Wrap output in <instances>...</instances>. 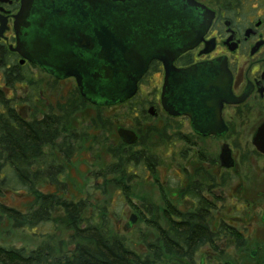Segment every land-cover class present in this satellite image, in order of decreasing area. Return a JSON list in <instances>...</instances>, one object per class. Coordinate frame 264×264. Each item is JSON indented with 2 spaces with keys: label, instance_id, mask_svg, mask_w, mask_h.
<instances>
[{
  "label": "flooded vegetation",
  "instance_id": "flooded-vegetation-1",
  "mask_svg": "<svg viewBox=\"0 0 264 264\" xmlns=\"http://www.w3.org/2000/svg\"><path fill=\"white\" fill-rule=\"evenodd\" d=\"M120 1H123L121 7L128 8L132 18L140 17V8H133V1ZM194 1L212 13L213 17L195 47L178 55L173 66L178 70L224 67L229 76V89L224 97L227 101L221 103L222 133H208L210 126L217 131V122L205 118L207 110L199 109L201 96L196 95L198 90L195 87L200 82L198 77L195 82L190 80L186 86H173L162 98L164 67L158 59L149 61L146 72L138 80L133 97L112 105H98L82 96L74 77L61 76L50 55L39 58L47 61L48 68H45L38 63V56L29 59L21 54L18 47L21 52L33 49L24 37L26 31L44 30V36H49V29L73 28V32L68 34L71 38H77L78 31H82L86 37L95 38L93 29L101 23L94 24L92 20L97 16L89 14L88 8L78 12L85 14L84 17L74 14L78 19L83 18L82 23L61 24V21L68 19L70 12L71 2L67 0H35L24 21L16 18L22 0H0V97L5 106H12L24 118L27 116L23 114L22 107L29 102L39 105L43 101L42 89H53L59 83H73V92L79 95L86 106L95 110V115L98 110L108 111L127 105L132 112V123L128 128H118L132 131L137 140L131 145L124 144L116 128L117 138L113 141L137 148L141 133L148 132V137H151L150 128L160 133V146L155 149L156 155L160 156V165L142 169L150 177L158 199L137 198V205L129 200L133 208L131 216H135L134 223L129 226H134L142 218L146 221L159 215L162 227L166 229L170 222L177 226L185 224L189 215H192L190 218L204 227L205 236L191 244L186 242L179 251L181 258H175L173 262L164 258L163 264H264V132L257 140L258 146L253 143L260 127L264 125V0ZM43 3L51 6V9H47ZM156 5L154 12L159 17L167 14V6L163 2H156ZM172 11L175 14L171 18L176 21L165 27L169 30L155 27L161 34L157 38L161 48H174L187 43L185 37L199 30L202 22L199 12L194 13L182 6L172 7ZM133 36L134 31L131 34ZM76 44L70 51L77 56L68 54L60 60L78 62L93 59L97 72L101 66L95 57L97 45L83 51L76 49ZM22 45L24 48H21ZM94 72L95 69L92 70ZM103 91L101 84L91 77L86 78L84 93L100 95L104 94ZM190 91L191 94L188 93ZM24 93L26 97H23ZM163 101L177 108L185 105L186 111L192 108L196 120L193 122L186 114L170 115ZM49 104L46 101L45 105ZM46 110L54 109L49 106ZM4 111L6 107L3 106ZM95 130L96 137L101 136L102 130ZM155 138L159 137L155 135ZM223 147L230 151L233 160L230 168L220 164L219 154ZM169 154L181 160L184 155L190 156L195 165L186 167L177 163L174 169L176 182L172 183L168 176L165 179L158 176V173L163 174L162 171L168 168L163 163ZM228 189L230 194L227 193ZM231 191L235 192L231 195ZM228 202L233 206V217L223 212ZM137 206L144 209L148 216H143Z\"/></svg>",
  "mask_w": 264,
  "mask_h": 264
},
{
  "label": "trees",
  "instance_id": "trees-1",
  "mask_svg": "<svg viewBox=\"0 0 264 264\" xmlns=\"http://www.w3.org/2000/svg\"><path fill=\"white\" fill-rule=\"evenodd\" d=\"M85 106L79 95L72 92L68 101L58 104L56 110H49L40 118L32 114L24 118L12 106H5L0 97V229L5 223L13 230L53 223L70 232L66 242L56 245L52 236L47 235V240L33 249L0 243V264H163L164 258L170 262L181 258V246L205 236L204 227L191 219L192 215L185 224L177 226L170 222L166 229L159 215L152 216L146 222L151 238L141 236L144 251L138 252L111 228L104 208H96L88 199L74 200L40 189L48 185L64 191L60 177L76 143L90 128L102 130L97 142L101 141L109 158L95 172L103 180L102 189L110 185L130 200L135 197L131 185L134 172L160 165V156L155 153L160 146L158 130L150 128L151 137L148 132L141 133L137 148L125 146L109 139L114 128L111 117L103 111L98 110L85 127L76 129L72 125L73 115ZM182 159L192 162L187 155ZM10 194L29 197V207L21 211L5 204ZM96 216L98 220L92 219Z\"/></svg>",
  "mask_w": 264,
  "mask_h": 264
},
{
  "label": "water",
  "instance_id": "water-1",
  "mask_svg": "<svg viewBox=\"0 0 264 264\" xmlns=\"http://www.w3.org/2000/svg\"><path fill=\"white\" fill-rule=\"evenodd\" d=\"M67 1L71 2L70 12L67 15L68 19L61 21V24L82 23L83 18L78 19L76 15L80 14L84 17L85 14L78 12L88 8L90 10L89 14L97 16L92 20L94 24L101 23L98 28L93 29L95 31V38L86 37L82 31L77 32V38L73 36L71 38L68 34L71 31L73 32V28L68 30L63 28L49 29V36H44V30L26 31L24 37L33 46V49L30 52H21L18 47V51L21 54L29 59L36 56H38V59L41 57L47 58L50 55L56 64V70L61 72V76L64 78L74 77L77 88L81 91L82 96L91 103L95 102L98 105H112L118 101L128 100L133 97L137 91L138 80L146 72L149 61L158 59L164 67L162 98L171 91L173 86L175 88L186 86L190 80L195 82L197 80L196 77H198V81L200 82L196 83L195 87L198 90L196 95L201 96L199 109L207 110L205 118L214 119L217 122V131H214L213 127L210 126L208 133H222L221 131H223L224 127L221 123L220 116L221 103L226 100L224 97L229 89V76L224 67L210 66L204 69L193 67V69L178 70L173 66V61L178 55L192 49L199 42L202 34L211 23L212 13H208L203 6L194 0H129L134 2L132 4L133 8H140L141 12L139 18H132L131 13L128 12V8L121 7L120 4L123 1L120 0ZM33 2L35 0H22V7L16 18L24 21L32 10ZM156 2H163L167 6V14L159 17L154 12L157 6ZM43 6L49 10L51 9V6L44 3ZM175 6H182L183 9H188L194 13L199 12L202 17V22L199 30H195L185 37L187 43L174 48H161L157 44V38L161 34L155 27H158L160 30H169L165 27L170 26L171 23L176 21L171 18L175 14L172 11V7ZM56 12L58 13V11ZM74 14H76L75 17ZM102 15L105 16L101 17ZM105 17H108V19H105ZM23 21L19 22L22 23ZM109 24L111 26H107ZM133 31L134 36L131 37ZM18 32L21 33V31ZM68 39L70 40L68 41ZM75 42L77 43L75 48L83 51L85 49L91 50L95 44L97 45L98 51L95 57L101 63L97 72L96 65L92 63L93 59L84 61L81 57L82 60L78 62H65L60 60L64 58V55H76L75 52L70 51L73 49ZM21 48H24V46L22 45ZM38 63L40 66L48 68L47 61L39 59ZM93 69H95L94 73H92ZM87 77H91L95 82L101 84L104 87V94L84 93ZM188 93L191 94L192 92L190 91ZM163 105L170 115L177 116L186 114L192 118L193 122L196 120L192 115V108L186 111L185 105L177 108L174 104L164 101ZM262 132H264V125L260 127L254 138L253 143L257 146V140L261 138ZM117 134L120 140L127 145L134 144L137 140L135 133L124 128H118ZM219 161L224 168L233 166V160L230 157V151L227 147L221 149ZM134 220L135 216H131L124 229L126 230L130 224L134 223Z\"/></svg>",
  "mask_w": 264,
  "mask_h": 264
},
{
  "label": "rangeland",
  "instance_id": "rangeland-1",
  "mask_svg": "<svg viewBox=\"0 0 264 264\" xmlns=\"http://www.w3.org/2000/svg\"><path fill=\"white\" fill-rule=\"evenodd\" d=\"M148 84V83H147ZM73 83H59L55 84L53 89L43 88L42 97L43 101L39 105H28L22 107L23 114L27 117L34 115L37 118L42 117L47 112L49 106L54 110L57 109L58 104H63L68 101L71 93L73 92ZM26 97V94H23ZM46 101L50 104L45 105ZM29 106V107H28ZM105 116L111 117L112 126L114 132L109 136L110 140L115 138V130L118 127L128 128L132 120V112L128 109V106H118L114 109L103 111ZM95 110L90 106L83 107L81 111L76 112L73 115L72 125L76 129L85 127L87 123L95 118ZM84 135L81 141H78L75 145L74 153L65 165L64 174L60 177L61 182L65 185L64 191H57L53 186L43 185L40 189L43 192H54L60 195H65L68 198L79 200L88 199L96 208H104L107 213V217L110 222V226L113 230L123 235L127 240L129 246L138 252L144 251L141 244V236L145 234L146 238H151L147 235L148 230L146 229V221L142 219L138 220L134 226H128L124 230V226L128 223L131 216L132 206L129 200L122 194L118 189L111 187L110 185L103 187V180L95 174L96 170L100 168L106 161L109 160L108 156L104 151L103 144L101 141L97 142L96 130L90 129ZM103 133V132H102ZM216 149V148H215ZM187 158L190 159V156ZM195 167L194 163L184 161V159L175 158L173 154H169L166 161L163 163L164 166L168 167L163 174L158 173L160 178L165 179L168 176V180L176 182L175 167L177 166ZM167 171V174H166ZM133 177L135 179H133ZM132 177V193L134 192L135 197H130V200L134 204H138L137 196L146 197L152 200L158 199V194L155 187L151 184V179L141 169H137L135 175ZM168 181V183H169ZM170 183V184H171ZM235 191H231V195ZM227 193L230 194V189ZM230 195V196H231ZM31 203V199L26 195L21 194H10L5 199V204L13 206L21 211L26 210ZM228 205V206H227ZM227 207L223 210L227 216L233 217V206L230 202L227 203ZM138 207V206H137ZM139 208L143 216H148L144 209ZM90 211L87 212V216ZM99 217H92V219L98 220ZM149 234V233H148ZM47 235H51L53 243L58 244L60 241L66 242L70 232L63 230L61 227L54 226L53 223H43L35 228L27 230H13L10 229L8 224H4L0 229V243L5 245H11L14 247H25L26 249H33L38 245L42 244L47 240ZM72 249V246H69Z\"/></svg>",
  "mask_w": 264,
  "mask_h": 264
}]
</instances>
